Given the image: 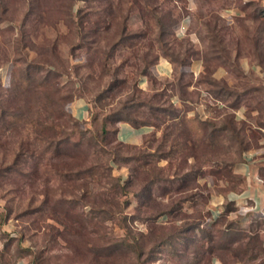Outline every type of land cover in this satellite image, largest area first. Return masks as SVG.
<instances>
[{
    "label": "rangeland",
    "instance_id": "obj_1",
    "mask_svg": "<svg viewBox=\"0 0 264 264\" xmlns=\"http://www.w3.org/2000/svg\"><path fill=\"white\" fill-rule=\"evenodd\" d=\"M160 58L171 77L153 72ZM207 65L226 72L227 82L216 79L230 90L205 81ZM178 81L186 99L176 91L166 124L191 129L197 158L182 139L162 140L163 125L139 146L104 134L129 99L140 118L152 110L140 101L175 93ZM76 100L87 104L84 118ZM231 114L248 147L242 156L227 131L208 139L202 129ZM260 125L264 0H0V264H194L208 234L236 240L235 250L246 234L264 239V216L242 223L230 201L218 220L211 213L217 197L244 186L234 168L264 145ZM196 225L204 231L187 229ZM194 234L204 239L189 241ZM227 260L264 264V251Z\"/></svg>",
    "mask_w": 264,
    "mask_h": 264
},
{
    "label": "trees",
    "instance_id": "obj_2",
    "mask_svg": "<svg viewBox=\"0 0 264 264\" xmlns=\"http://www.w3.org/2000/svg\"><path fill=\"white\" fill-rule=\"evenodd\" d=\"M220 65V64H219ZM206 73H208L209 75L205 77V81H207L208 83L214 84L216 86H222V88L224 90H230V86H228L225 82H223L222 80H218L216 78L213 77V73L215 71L211 70L209 68V66H206ZM218 67V65H216V68ZM145 74H148V72H146ZM188 84H190V82H188ZM170 85L172 86V91L175 92L173 94H167L166 90L164 89L163 91H158L156 92L151 99H144L142 101H140L137 105V107H148L149 109H152L148 114L146 113H142L140 115V118L138 116H136L138 109L133 107V101L134 99H129L120 110H118L117 112H114L113 114H111L108 119L110 120H106L104 121L103 125H102V130L104 132V134H109V133H113L115 136V140L118 141L120 144H124V145H130V144H125L121 141L118 140L117 138V124L120 121H126L130 124H132L133 126H142V125H150V126H154L155 128H160V126H164L162 128L163 130V135H162V140L167 141L168 138H170L172 135L174 136L173 141L174 143H177L176 141H179L178 139H182L183 145L185 146L186 149L190 150L189 155L193 156L194 158H197L196 156V149L197 145L195 143V140L193 138V134L190 128H185L183 130H180L179 132H175V130H171V125L170 124H166V122L168 121V119H172L175 118L176 116V108L174 107V100L173 97L176 95V91L178 90L180 92L181 98L182 99H186L185 93L187 94L186 89L182 88L181 84L178 82H170ZM165 95L169 96V104H168V100H166L164 98ZM239 104L233 105V107L237 108ZM127 108H131L130 113L122 115L125 111V109ZM237 117L235 114H231L230 118L226 119V122L223 123L221 126H217V123H210V122H206V124L204 125L203 132L206 136V138L209 139V137H213V136H218L221 135L223 132L222 131H227L232 137L236 138L238 141V146H237V152H240L239 154L242 156L244 151H246L248 149V147L245 146V140L241 137V132L237 126ZM109 126H111V128H109ZM261 126V125H260ZM209 127H213L212 132H210ZM242 131L246 130V125L244 124V126L241 129ZM157 135V129L154 130L153 132H151L149 135L146 136V138L148 137H156ZM226 135V134H225ZM250 137L256 138L258 137L256 132H252ZM205 138V137H204ZM145 141V140H144ZM180 142H178L179 144ZM131 146H139V145H131ZM208 145L206 144V147ZM111 165L113 166V164L111 163ZM115 180V184H113V187L120 191L124 190V185L122 184V178L121 177H116L113 178ZM228 211L231 210V208L227 209ZM226 210V211H227ZM167 215V214H164ZM219 216L217 218H215L216 220H218ZM201 226H190L189 228H187L188 230H197L198 233H200L201 231H204V228H199ZM180 229V230H179ZM178 232H180L181 234H183L185 232L184 229L182 228H178ZM176 235V234H175ZM247 237L249 238L248 241L246 243H241L240 246L235 250L233 248V244L232 242H235L236 240H231V242H228V244H225L224 240L222 237H216L215 235L212 234H208L207 238L205 239L206 243H208V249H206V245L205 243H202L199 247H197V249H195L193 251V253H198L201 254L202 251H205L207 254H203V256H200V258H198L197 260H194L195 263L194 264H215V260H219L221 262V264H227L228 262V258L229 257H233L235 259L238 260H244L245 257L249 256V257H256L258 255H260L261 251H264V239L261 238L259 232H253V234L248 235L246 234ZM174 236V235H173ZM220 236V235H219ZM175 237V236H174ZM202 239L204 238H200L197 239L196 238V234H194L190 239H188L189 241H202ZM181 264V263H179ZM187 264H193L192 262H187ZM262 264V263H260Z\"/></svg>",
    "mask_w": 264,
    "mask_h": 264
},
{
    "label": "crops",
    "instance_id": "obj_3",
    "mask_svg": "<svg viewBox=\"0 0 264 264\" xmlns=\"http://www.w3.org/2000/svg\"><path fill=\"white\" fill-rule=\"evenodd\" d=\"M245 68L249 67V63L244 64ZM191 71L198 75L203 71V66L199 62H194L191 65ZM154 73L164 77L172 76V65L165 58H160L158 62L152 67ZM215 78H224L228 81L226 72L218 67L213 73ZM174 102H179L177 98ZM74 109V115L78 118H84L87 111V104L85 101L76 100ZM237 117H245L243 110ZM264 132V125L261 127ZM156 130L154 126L142 125L133 126L126 121H120L117 124V138L119 141L130 145H142L147 135ZM264 166V145L258 148H254L245 153L242 162L238 163L234 171L237 174L244 176L245 184L239 191H229L226 195L217 197L218 208H212L211 213L213 217H217L222 214L224 209V201H230L238 206L240 212L244 215L242 223L248 220L250 214L264 216V178L261 175V167ZM217 261V259L215 260Z\"/></svg>",
    "mask_w": 264,
    "mask_h": 264
},
{
    "label": "built area",
    "instance_id": "obj_4",
    "mask_svg": "<svg viewBox=\"0 0 264 264\" xmlns=\"http://www.w3.org/2000/svg\"><path fill=\"white\" fill-rule=\"evenodd\" d=\"M182 31V30H181Z\"/></svg>",
    "mask_w": 264,
    "mask_h": 264
}]
</instances>
